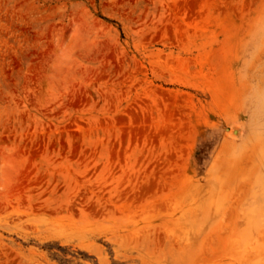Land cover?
Wrapping results in <instances>:
<instances>
[{
  "label": "rangeland",
  "instance_id": "1",
  "mask_svg": "<svg viewBox=\"0 0 264 264\" xmlns=\"http://www.w3.org/2000/svg\"><path fill=\"white\" fill-rule=\"evenodd\" d=\"M0 264H264V0H0Z\"/></svg>",
  "mask_w": 264,
  "mask_h": 264
},
{
  "label": "water",
  "instance_id": "2",
  "mask_svg": "<svg viewBox=\"0 0 264 264\" xmlns=\"http://www.w3.org/2000/svg\"><path fill=\"white\" fill-rule=\"evenodd\" d=\"M236 131V130H235Z\"/></svg>",
  "mask_w": 264,
  "mask_h": 264
}]
</instances>
